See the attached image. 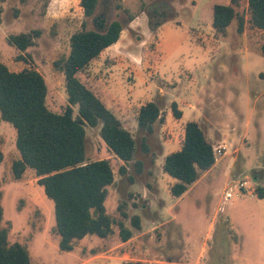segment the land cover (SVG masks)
<instances>
[{
  "label": "rangeland",
  "instance_id": "rangeland-1",
  "mask_svg": "<svg viewBox=\"0 0 264 264\" xmlns=\"http://www.w3.org/2000/svg\"><path fill=\"white\" fill-rule=\"evenodd\" d=\"M80 1L0 2V62L14 71L42 73L47 105L62 113L66 81L54 63L68 56L72 34L96 29L98 17L121 22L119 40L78 74L136 140L134 158L125 163L101 137V124L86 125V161L108 159L114 171L105 202L114 232L76 240L71 251L60 249L54 202L33 168L21 178L13 174L20 157L17 129L0 114V228H9L10 243L25 245L34 264H264V197H258V187L264 188L263 31L251 26L247 2L238 8L244 31L235 18L221 35L212 25L213 7L231 0H99L91 17ZM33 30L41 35L26 51L9 42L10 35ZM150 101L164 118L153 131L141 128L137 118ZM173 102L181 118L173 115ZM189 120L223 148L181 198L171 193L176 180L163 165L167 154L181 148ZM124 165L126 173L120 171ZM118 221L133 231L127 242Z\"/></svg>",
  "mask_w": 264,
  "mask_h": 264
},
{
  "label": "trees",
  "instance_id": "trees-1",
  "mask_svg": "<svg viewBox=\"0 0 264 264\" xmlns=\"http://www.w3.org/2000/svg\"><path fill=\"white\" fill-rule=\"evenodd\" d=\"M244 1L251 26L263 31L261 49L264 54V0H231L229 4H215L213 28L216 33L225 35L228 26L237 18L238 30L242 33L245 18L238 8ZM98 3L99 0H81L84 15H94ZM122 30L121 22L115 20L105 32L84 27L72 34L68 56L54 63L64 73L66 81L68 104L62 113L49 109L48 86L42 73L33 68L14 71L0 62V114L17 129L16 145L20 153L12 163V171L16 178H21L27 168L35 170L38 183L54 202L59 247L63 251L73 250L74 242L87 235L105 238L114 232L115 219L107 212L105 204L108 187L115 180L114 171L108 159L86 161V125L97 127L101 124V137L125 163L135 155L136 140L131 131L78 76L119 40ZM40 35L39 30H33L12 34L8 39L19 50L26 51L36 44ZM75 106L78 107L77 115ZM171 107L173 115L181 118L183 112L177 102ZM137 118L139 126L148 131H153L158 120H164L162 110L154 101L142 105ZM184 131L181 148L167 154L163 165L165 172L176 180L171 186V193L176 197L182 196L197 181L200 170H208L217 159L212 141L197 121H187ZM3 159L4 153L0 149V163ZM120 171L126 173V166ZM258 197H264L263 187H258ZM1 198L0 192V224L4 216ZM122 214L126 215L125 212ZM132 222L140 227L138 216H133ZM118 225L123 241L130 239L133 231L123 221H118ZM0 264H34L25 245L10 243L8 227L0 228ZM125 264L145 263L130 260Z\"/></svg>",
  "mask_w": 264,
  "mask_h": 264
},
{
  "label": "water",
  "instance_id": "water-1",
  "mask_svg": "<svg viewBox=\"0 0 264 264\" xmlns=\"http://www.w3.org/2000/svg\"><path fill=\"white\" fill-rule=\"evenodd\" d=\"M94 21H95V24L97 23V28L94 30L99 31V32H105L108 29L109 25L111 24V23L106 24V19L105 18L100 19V17L94 19Z\"/></svg>",
  "mask_w": 264,
  "mask_h": 264
},
{
  "label": "built area",
  "instance_id": "built-area-1",
  "mask_svg": "<svg viewBox=\"0 0 264 264\" xmlns=\"http://www.w3.org/2000/svg\"><path fill=\"white\" fill-rule=\"evenodd\" d=\"M222 148H223V147H219V148L214 147L215 154H216V153L221 154V152H222ZM216 155H217V154H216ZM247 184H248V181H244V182L242 183L241 186H243V187L246 188V185H247ZM231 196H232V192H231V191H228V192H227V198H229V197H231Z\"/></svg>",
  "mask_w": 264,
  "mask_h": 264
},
{
  "label": "crops",
  "instance_id": "crops-1",
  "mask_svg": "<svg viewBox=\"0 0 264 264\" xmlns=\"http://www.w3.org/2000/svg\"><path fill=\"white\" fill-rule=\"evenodd\" d=\"M174 183H175V182H174ZM174 183H173V184H174ZM185 194H186V193H185ZM185 194H183L182 196H184ZM180 197H181V196H180ZM181 198H182V197H181ZM87 236H89V235H87ZM94 236H95V235H94ZM96 236H97V235H96ZM84 238H86V237H84ZM84 238H83V239H84ZM128 240H129V239H128ZM128 240H127V241H128ZM127 241H126V242H127ZM123 243H125V242H123Z\"/></svg>",
  "mask_w": 264,
  "mask_h": 264
},
{
  "label": "flooded vegetation",
  "instance_id": "flooded-vegetation-1",
  "mask_svg": "<svg viewBox=\"0 0 264 264\" xmlns=\"http://www.w3.org/2000/svg\"><path fill=\"white\" fill-rule=\"evenodd\" d=\"M160 14L164 15V14H165V12H163V13H160V12H159V14L157 13L156 15H157V16H159Z\"/></svg>",
  "mask_w": 264,
  "mask_h": 264
}]
</instances>
